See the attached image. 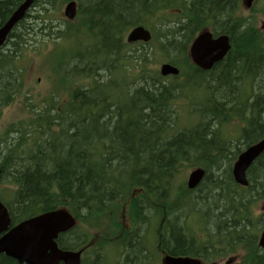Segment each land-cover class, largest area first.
<instances>
[{
  "label": "trees",
  "instance_id": "obj_1",
  "mask_svg": "<svg viewBox=\"0 0 264 264\" xmlns=\"http://www.w3.org/2000/svg\"><path fill=\"white\" fill-rule=\"evenodd\" d=\"M68 1L35 0L32 7L38 6L41 16L51 21ZM75 1L74 24L57 20V26L51 23L38 30L42 34L49 29V40L72 35L87 40L76 41L68 58L53 68L51 59L44 65L52 93L49 102L36 106L39 111L32 110L28 124L8 129L0 141V184L13 187L8 190L13 199L8 205L12 226L64 207L88 227L113 223L120 230L112 218L119 207L128 206L135 226L119 240L110 234L96 238L88 231L82 238L79 227L58 240L59 247L68 251L91 242L82 264H108L104 248L130 240L121 264H144L154 256L148 250V233L156 237L157 252L171 257L208 260L221 243H250L251 231L259 227L246 210L264 200V152L248 170L247 188L234 183L231 165L242 147L264 137V84L254 83L257 77L264 79L260 24L234 17L240 0ZM24 2L0 0V28ZM260 3L259 18L264 19V3L256 0ZM27 17L28 13L0 47V118L17 98L23 96L26 106L31 100L25 94V81L32 61L44 49H28L41 37L25 25ZM143 24L152 31L151 42L126 44L128 30ZM204 28L211 29L214 37L229 35L232 45L209 72L188 59L190 44ZM52 29L57 32L52 34ZM162 62L179 65V76L160 77L157 66ZM198 93L201 100L187 102L188 112L198 118L182 128L177 106ZM255 93L261 96L254 99ZM246 113L239 141L233 144L220 130ZM38 132H47L48 137ZM13 133L20 134L17 143L10 137ZM22 146L27 147L26 161L18 154ZM188 168L206 171L193 191L177 179ZM214 168L220 169L217 176L210 171ZM192 217L196 222L208 221V241L201 242L189 232ZM137 226L145 231L137 234ZM0 264L16 262L1 256ZM250 264H264V252Z\"/></svg>",
  "mask_w": 264,
  "mask_h": 264
},
{
  "label": "water",
  "instance_id": "obj_2",
  "mask_svg": "<svg viewBox=\"0 0 264 264\" xmlns=\"http://www.w3.org/2000/svg\"><path fill=\"white\" fill-rule=\"evenodd\" d=\"M34 0H26L0 29V46L10 33L11 29L20 22L30 9ZM251 0H247V6ZM76 14L75 4L69 3L65 7L64 15L73 19ZM150 40L149 32L143 28H135L128 36V43L144 42ZM230 46L228 38H212L210 33L200 34L189 49L192 62L204 71L211 70L214 64L220 62ZM162 76L177 75L178 71L168 65L160 68ZM264 152V139L241 152L231 170L235 183L246 186V172L253 162ZM201 169L193 171L188 178L187 187L190 190L197 188L203 179ZM74 220L64 211L48 213L23 223L8 231L9 218L3 206L0 205V255L15 260L18 264H80L79 253L63 252L59 250L54 240L59 233L72 228ZM259 246L264 248V229L261 234ZM162 264H199L198 260L189 257L163 258Z\"/></svg>",
  "mask_w": 264,
  "mask_h": 264
},
{
  "label": "rangeland",
  "instance_id": "obj_3",
  "mask_svg": "<svg viewBox=\"0 0 264 264\" xmlns=\"http://www.w3.org/2000/svg\"><path fill=\"white\" fill-rule=\"evenodd\" d=\"M261 5H262V3L258 4L257 8L259 9ZM62 8L59 12H57L58 13L57 15H53V17H52L53 20H51V21L48 17L41 16V10L36 5H34L31 8V10L28 12L29 17H27L25 19V25L30 26L32 28H35L34 30L41 37V38L36 37V39L34 41H32L31 44H29L28 49L30 50L31 46H34L36 49L43 47L44 50L39 51L38 52L39 54L37 55V57L34 58V61H32V65L30 66V70L28 71V76H27V79L25 81V85H26L25 86V94H26V97H30L29 99H31V100H29V105L26 106L24 98H23V96H21V97L17 98V100L11 106H9L8 108H4L1 112L2 116L0 118V141H3L5 139L4 133L8 129H12L20 123H25V124L28 123V121L32 117L31 111H30L32 108L34 111L38 112L39 111L38 108H40L45 103L49 102V97L52 96V93L50 92L51 86H50L49 79H48L49 73L46 72L44 65L47 64L48 61L51 59L53 64L50 66V68H53L55 65L58 64V62L60 60L67 59L69 56V50H71L75 46L74 43L76 41H79V39L82 40L80 38L81 35H77L78 36V38L76 37L77 40H74L75 38H73L70 41L54 40V39L49 40L46 37V33L49 29L48 30L45 29L42 32V34H40V30H38V29H41V27L43 25L49 26V24L51 25V23H52L51 26L53 27V26H57V24L60 23L57 20H64L62 17V14H61ZM49 16H52V15L49 14ZM35 17H37V18H35ZM63 27L64 26L60 24V28H63ZM51 32L53 34V33H56L57 30L52 29ZM85 40H87V38ZM163 40H164V38H163ZM7 48L8 47H5L3 52L6 51ZM82 57L84 58V54H82ZM157 69H158V66H157ZM216 71H213V74H215ZM101 75H102V78L100 79V81L105 80V78L103 79V77H105V75L103 73H101ZM217 75L218 74H215V76H217ZM262 77H264V74L262 75ZM254 83L255 84L261 83L263 85L264 79H259V77H257L254 79ZM187 92H188V90H187ZM257 96H261V94L255 93L254 99ZM198 100H201L199 93L195 96L187 98L186 102H195ZM181 103L178 106V121H179V126L184 128L185 126L191 125L198 118V115H192V114L188 113L186 108ZM196 103H198V102H196ZM36 106H38V108ZM232 120H237L238 123L230 122V123L224 124L220 130V133L225 139H227V140L231 141L233 144H235L239 138L240 129L243 127V124L240 123L239 119L236 117H233ZM38 133L40 135H42L44 133L43 136L45 138L48 137L46 134L47 132H38ZM10 137L14 142L17 143L19 138H20V134H17V135L12 134ZM37 138H38V136H37ZM25 139H26V137H25ZM5 144L8 145V143H5ZM9 147H12V146H9ZM22 149L24 150L23 152L26 153L27 147L22 146ZM15 152L16 151L13 152L14 161L18 167V165H21V164H19L15 160L16 159V153ZM26 160H27V154H24V161H26ZM22 165H24V164H22ZM190 170H191L190 168L182 170V173L178 176V179L180 180V182H184L186 180L187 175H188ZM217 170H220V169H217V168L210 169L212 174L215 176H217V172H218ZM7 188H8V185H6V184H2V186L0 188V194L3 195L5 198H6L5 192H6ZM224 188H225V186H224ZM257 205H255L253 207V213L255 216L258 214ZM180 211H183V210H178L177 213ZM147 214H148V212H147ZM210 221H214L213 218H211ZM113 222H114V219H113ZM192 224L194 225L195 230L197 232V236H199V237H200V234H203L207 229H210L207 227L206 222H204L203 220L201 223L192 222ZM258 227L260 228V226H258ZM144 229H145V227H143V226H137L136 227V233L138 234V231L143 233L145 231ZM210 231L211 230H209L208 234L210 233ZM151 242H153V234L150 237V241H149L150 248L148 249L150 252H153ZM155 246H156V243H155ZM237 255H239V257H243V250L241 248H237ZM128 260L125 261V263L128 262ZM108 264H111V263H108ZM129 264H132V263H129Z\"/></svg>",
  "mask_w": 264,
  "mask_h": 264
},
{
  "label": "flooded vegetation",
  "instance_id": "obj_4",
  "mask_svg": "<svg viewBox=\"0 0 264 264\" xmlns=\"http://www.w3.org/2000/svg\"><path fill=\"white\" fill-rule=\"evenodd\" d=\"M58 239H64V238H63V236L60 235V236L58 237Z\"/></svg>",
  "mask_w": 264,
  "mask_h": 264
},
{
  "label": "bare ground",
  "instance_id": "obj_5",
  "mask_svg": "<svg viewBox=\"0 0 264 264\" xmlns=\"http://www.w3.org/2000/svg\"><path fill=\"white\" fill-rule=\"evenodd\" d=\"M25 1H26V0H25ZM1 28H2V27H1ZM1 28H0V29H1ZM11 30H12V29H11ZM5 40H6V39H5ZM5 40H4V42H5ZM4 42H3V44H4ZM3 44H2V45H3ZM2 45H1V46H2ZM1 46H0V47H1Z\"/></svg>",
  "mask_w": 264,
  "mask_h": 264
}]
</instances>
